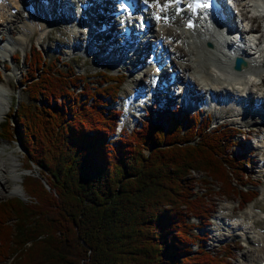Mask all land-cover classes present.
I'll return each mask as SVG.
<instances>
[{
  "label": "trees",
  "instance_id": "1",
  "mask_svg": "<svg viewBox=\"0 0 264 264\" xmlns=\"http://www.w3.org/2000/svg\"><path fill=\"white\" fill-rule=\"evenodd\" d=\"M31 52L28 76L34 71L21 80L28 100L8 112L19 130L8 116L0 123V138L22 144L29 170L25 199H0V264H227L229 254L205 249L194 230L214 194L240 206L257 196L241 180L248 159L232 151L234 130L184 113L117 131L109 103L121 75H82ZM199 181L211 188L194 190Z\"/></svg>",
  "mask_w": 264,
  "mask_h": 264
},
{
  "label": "rangeland",
  "instance_id": "2",
  "mask_svg": "<svg viewBox=\"0 0 264 264\" xmlns=\"http://www.w3.org/2000/svg\"><path fill=\"white\" fill-rule=\"evenodd\" d=\"M6 1L7 0H5V3H7ZM240 3H245V2L240 1ZM8 4L10 5L11 2H9ZM11 6H12L11 13L15 14L16 17L12 23L13 33L12 31L8 33L7 42H11L13 44L14 55L15 54L19 55L18 60L13 57L14 55L11 54L12 52L5 53L6 49H4V45L7 44V42L5 41V37H7L6 31L4 32L3 38L0 39V84L4 88V93L7 99L6 101L8 102V109L10 106L14 105L15 102H21V101L28 100L29 92L27 91V88H25L23 83L21 82V78L26 73H28L27 62H25L24 54L29 53V52L32 53L31 51H33L34 48L43 52V55L46 57L47 62L48 61L51 62V66H53V64H57V67H58L59 65L66 64V66L61 67V69L63 70L67 69V67H71V68L76 67L77 72L79 71V73H81L82 75L87 74L91 76H93V73L97 71H107L112 74L122 73V72L116 71L115 67L113 68L111 64H109V62L103 60L104 56H106L104 52L102 53V55L100 54V52L90 53L91 50L94 51L96 50V48L93 49L90 47V45H87L85 46L86 49L84 50L85 52L84 53L83 50L80 49L78 46H73L71 42L76 41V40H73L76 38L75 37L76 34L75 33L71 34L70 32L72 30L77 32V28L74 27L76 24L68 25V24L61 22L58 19L55 20L54 15L53 17H51V20H54L52 24H56L58 27H60L59 29H51V30L49 29L43 32L38 27V29L33 30L35 34H33L34 36L32 35L33 37L31 36L32 39L30 37L27 41V44L24 43L21 40L19 34L26 33V32L22 29L21 22L19 21V18H17V16H20L22 12L17 14V11L20 8L12 4ZM12 9H15V12H12L13 11ZM249 11H250L249 13L252 14L256 10L253 8H250ZM4 22L5 21H3V23ZM48 25L50 26L51 24H48ZM2 26L3 24L0 23V29L3 32ZM76 27H79V25H76ZM253 27L255 28L258 36H260V34H262V29L264 28V21L262 20L255 21L253 23ZM78 30H81V29H78ZM157 33L158 32H155V34ZM9 34H11V38L9 37ZM0 35H1V32H0ZM263 35H264V32H263ZM85 39L83 41H85ZM24 44L26 45L24 46ZM182 46H179L177 48L178 50L180 49L181 52H182ZM262 46L264 47V38L262 41ZM97 50L100 51V48L98 47ZM105 58L107 59V57ZM184 58L182 61H186V58H188V56ZM33 71L34 70H32V72ZM132 72H133L132 75H134L135 73L134 70ZM123 74H124L123 76L124 82L123 84L120 85L118 97L116 98L115 101L113 102L110 101L111 102L110 106L121 110V115L119 117L117 130L121 129L122 127H127L128 130H131L134 125H136L137 123L141 121H144L150 124L163 123L165 118L169 114H173V113L178 114L182 112H185V113L189 112L188 114H192V115L194 114V113H191V109L185 104V102L176 103V101L168 102L167 100L166 101L168 104H164L162 102L155 103V102H151V100H148L146 104L144 105V109L147 112V117L144 115L139 116L137 112L138 110H133V113H131V115L127 114L125 109L121 107L123 103V99L129 95V93L133 89L132 87H134L136 84L137 86L135 87H138L141 85L139 81L133 80L131 77H129V74L127 75V72ZM194 75L200 77L202 74L199 71H196ZM261 76L256 77L255 80L259 82L260 79H262V82H263L262 85L264 86V78H263L264 75H261ZM145 77H147V75ZM93 82H95V78H90L89 85H95V83ZM249 84L247 85V87L249 86ZM197 85L195 86L197 93H200L201 96L206 98L205 87L201 88L200 85L198 86ZM252 93H253L252 96L254 98L251 100V102L247 106L241 105V101H237L235 103L236 105L230 106L229 105L230 103L227 100H224V102H221V103L217 102V100L219 99H216L215 100L216 102L210 101L211 104L209 105L207 103L199 104L202 107V110L199 111L202 123L204 124L206 122H210V128L216 127L219 124L227 125L230 128H232V130L242 128L243 134L240 133L239 135H236V131H233L235 138H236V143L239 146L238 147L233 146L232 151L234 154L244 153L246 155V158L248 159V163L243 165L242 167V174L244 176L242 177L241 180H245V179L249 180L248 183H252L255 187V191H257L258 193L257 197L254 198V200L251 202L255 204V206L250 210V213L253 215V217H251L249 214L247 216L245 215L247 205L240 207L239 206L240 202H238L237 199L233 197H224L219 194H214L210 200L211 203L214 205V209L211 215L209 216L210 218H208V220H206L201 225L203 230H199V229L194 230L202 234L203 232L206 231L205 236L203 237L204 240L201 241V243L204 244L205 249L209 251H221L222 250L223 252L229 254L230 258L228 259L227 264H255V263L259 264V262L261 261L260 260L261 258L258 259V257H253V258H256L255 262L253 263V262H250L251 258L244 259L242 256V253H244L245 250H247L248 248H251L254 250V248H256L257 246L256 244L258 243V241L256 242L254 238H252L253 237L252 235H255L257 234V232H261L262 230H264V211L261 210L262 208H264V194L262 193V189L264 188V155L263 157H261L262 153H264V147L263 149H261V147H258L260 145V142L263 143V141H260V142L257 141L261 139L262 137H264V131L261 133H257L256 126L261 125L260 122L254 123L251 119L247 120V116L246 115L244 116V114H242L244 108L246 109V108L251 107L250 108L251 110H254L255 108L252 105H254L255 103L256 96L254 92ZM257 93H260V92H257ZM175 95L174 97L176 98L177 96ZM258 100H262V102L264 103V91L261 97L259 96ZM177 101H179V99H177ZM176 105L177 107H175ZM162 106H164V108H162ZM228 107H234L236 111L226 112V109ZM238 111L240 112L239 115H237L236 113ZM256 115L258 116L259 121L261 122L263 121V127H264V119L261 120L259 118V116H264V114L257 112ZM7 116L9 118L11 126L15 128V130H19L15 115L12 113H9ZM3 120H4V117L0 118V123H2ZM263 127H262V130H263ZM14 137H16L17 139L19 138L17 132L14 134ZM0 146H3L1 149H4V152H2V154H5V155L3 156L6 157L10 155L12 159H14L13 162L16 164L14 172L12 171V168H9L7 172L5 173L6 177L8 178V184L6 186L2 184L0 185V199L7 198V197H13V196H18V197L25 199L24 197L25 194L21 186L22 178L26 174L29 173V170L25 169L26 164H27V160L25 156V149L18 140L10 141V140H3L0 138ZM33 170L36 171V174H37V171L39 169L35 165H33ZM17 172L21 173V177L18 179L17 178L12 179L11 174L17 173ZM194 176L197 179L203 178L202 175L198 173H195ZM204 185L205 184L203 182L199 181L196 183L194 190L203 191ZM46 186L48 187L47 184ZM205 186L211 188L210 184H207ZM217 190H218V187L216 186L214 187L213 192H216ZM221 214L225 215L224 217H226L227 219L226 220L218 219V218H221L220 217ZM254 217L260 218L261 221H260L259 226L258 225H254L255 227L251 226L252 220L254 219ZM190 220L195 221V218H192ZM237 221L246 223V227L244 228L243 231L249 237L246 238V236L241 235L240 234L241 231L239 232L236 229H233L232 231V229L228 228V226H225L223 223V222L225 223L229 222V224L231 225ZM217 222L223 227H226L228 230H224V228L220 227L219 224H217ZM218 226L223 230V234L225 235L221 233L222 231L220 230ZM217 227H218V230L216 229ZM231 231L232 233H230ZM229 234H232V235L227 237L226 235H229ZM197 247L198 245L196 244L194 245L193 249L196 251Z\"/></svg>",
  "mask_w": 264,
  "mask_h": 264
},
{
  "label": "bare ground",
  "instance_id": "3",
  "mask_svg": "<svg viewBox=\"0 0 264 264\" xmlns=\"http://www.w3.org/2000/svg\"><path fill=\"white\" fill-rule=\"evenodd\" d=\"M20 1H22V0H20ZM29 1H31V0H25L24 2H20L21 7L17 11V14L22 12L20 14V16H17V18H19V21L21 22L22 29L26 32V33L19 34V36H20L21 40L26 44H27L28 39L33 34H35L33 30L38 29V27L43 32H45L49 29L51 30V29H59L60 28L56 24H52V22L54 20H48L45 17L48 14L46 11H48L49 13H51L53 15L55 14V10L52 9L49 5H47L45 8L37 7L34 15H29V14L25 13L23 10V5ZM155 1L162 2L164 0H162V1L155 0ZM36 3L40 4L39 2H37V0H36ZM85 3H87V5H90L92 2L89 0H69L68 3H61L59 6H55V0H52L51 6H54L56 10L61 11V14H59V16L54 15L55 16L54 18H55V20L58 19L61 22L68 24V25H72V24L73 25L74 24L79 25V27H76V25L74 26L75 28H77V32H75L73 30L70 32L71 34L72 33L76 34V36H75L76 38L73 39L76 41L74 42L72 40L73 41V42H71L72 45L78 46L83 51L86 49L85 46L90 45L91 48H93V49L96 48V50H94L95 52H100L101 55L104 52V54L106 56H104L103 60L110 63V59L113 58V56L111 54H113L116 58L120 56V53L118 52L117 45L113 42V40H108L109 43L107 44L105 39L98 38L100 34H99L97 29H95L96 37L94 39H90V36H88L89 33H87V35L85 36L86 27L81 26L80 25L81 22L76 19V14H80V12L83 11L82 7L79 6V4H85ZM98 3H102L103 5H106V6L109 5L108 0H99ZM12 5L17 6L18 5L17 1L15 3V1L13 0ZM71 5H73V8L76 9L74 12L73 18H72V14H71V7H72ZM259 5L260 4L257 3V6H259ZM11 8H12V6L9 4L6 5L3 2L0 3V23L3 24V26H2L3 32L0 29V32H1L0 39L3 38L4 32L6 31L7 32L6 33L7 37H5L6 42L8 40V33L10 31H12V33H13L12 23L16 17L14 14H12L10 12ZM238 11H239L240 15L245 16V14L249 10L243 6V7H241V9H238ZM64 15H66V19L69 21H66L63 18ZM248 15H250V20L252 22L260 21V20L264 21V14H261L258 16L252 15V14H248ZM98 17L102 18L103 15H101V16L98 15ZM3 21H5V22L3 23ZM184 22L185 21L182 20L181 14H179V15L172 14L168 22H158V23H156V25L152 26L151 31H150L151 36L156 35L157 38L162 37L165 40L167 39L168 36H172L174 38V40H173L174 42L179 41L181 43V44H178V46H176V48L173 47V41L170 43L167 42V45H168L169 50L171 51V54L173 55V62H172L173 66L181 72V74H179V81H181L182 86H184V88H182L180 93L184 92L185 97L184 98H178V97L174 98L173 95L170 93L167 98H162V100H161V97H159L158 101L162 102L164 104H168L167 101L168 102L176 101V103H179L181 100L183 102H185L186 105L190 104L192 102H194L195 104H206V102L204 101L205 100L204 97L201 96L200 93H197V90L195 87L197 84L200 85L201 88L205 87V95L206 94L211 95L215 100L216 99L220 100L222 98L227 97V98L231 99L233 102H237V101L241 100L242 101L241 105L247 106L251 102V100L254 98L252 96V94H253L252 92H254V94L256 96L255 99L258 100L259 96L261 97V95L263 94L264 86L262 85L263 84L262 79H260V81L258 82L255 80V78L260 77L261 75H264V47L261 48L259 51V54H261L260 56H258V57L252 56L247 61L246 66L242 67V69L239 71H235L231 68V62L233 61L234 57L232 55H228L227 49H225L218 42H216L215 38H212L213 34L211 31L210 32L207 31V32L203 33V32H201L200 29L190 30V29L185 28ZM48 24H51V25L49 26ZM78 29H81V30H78ZM261 29H260V31H261ZM82 30L84 31V33ZM251 30H252L253 34L258 36L254 27H252ZM111 32L112 33L115 32L114 28H111ZM155 32H158L157 33L158 35L155 34ZM263 32H264V28L262 29V34H260V36H258L261 42L263 41V38H264ZM174 35H176L177 37ZM9 37L11 38V34H9ZM32 37H31V39H32ZM191 37L193 38L192 42L190 41ZM107 38H109V37H107ZM84 39H85V41H83ZM30 42H31V40H30ZM206 42H210L211 47L205 46ZM8 44H9V46H8ZM26 44H24V46ZM261 45H262V43H261ZM179 46H182V52L180 51V49L179 50L177 49ZM98 47L100 48V51L97 50ZM4 49H6L5 53L11 52L12 50H13L12 52H14L13 44L11 42H7V44L4 45ZM105 49H108V50H105ZM35 50H37V49H35ZM228 53H230V52H228ZM187 56H188V58H186V61H182L183 58L187 57ZM105 57H107V59ZM130 63H131L130 59L128 62L126 60V64H121L122 65L121 68H124V69L130 68L132 66ZM132 69H134V68H132ZM151 69L152 68H146L145 69V76L147 75V77L144 76L143 78L142 77L136 78L132 75L133 74L132 72L129 73L130 77L133 80L139 81L140 85H141V86L135 87V86H137V84H136L134 87H132L133 89L129 93V96L133 95L134 91L138 92V94L135 98V101H136L135 103H137L136 105L138 107H140L141 110H143V111H144L143 103L140 102V97L147 95V94H145V91L146 90L148 91V85L150 84L149 78L152 75ZM130 71H132V70H130ZM196 71H199L202 75L200 77L194 75ZM216 71H219L220 73L218 74ZM248 84H249V86L247 87ZM252 89H254V90H252ZM246 90H248V91H246ZM244 91L247 93L246 98L243 96ZM257 92H260V93H257ZM177 99H179V101H177ZM6 100L7 99H6V96L4 93V88L0 84V118L4 117L8 112V102ZM256 100H255L254 105H252L253 107H255L254 110H251L250 109L251 107L248 106L249 108L243 109V113L242 112L241 113L244 114V116L245 115L247 116V120L251 119L254 123L260 122L261 125L256 126V128H257L256 132L261 133L264 131L263 121L262 122L259 121L258 116L256 114H257V112L264 114V103L262 102V100L261 101H259V100L256 101ZM229 103H230L229 104L230 106L236 105L235 103H231V102H229ZM175 107H177V105ZM162 108H164V106H162ZM230 111L235 112L236 110L234 107H228L226 109V112H230ZM140 113H138V114H140ZM182 113H185V112H182ZM182 113H178V114H182ZM236 113H237V115L240 114L239 111ZM173 114H175V113H173ZM171 115L172 114H169L165 118L163 123H165L170 118ZM259 118L262 120V119H264V116H259ZM262 127H263V130H262ZM250 132H251V130H250ZM257 141L258 142L263 141V143L260 142V145L258 146V147H261V149H263L264 137H262L261 139H259ZM2 147L3 146H0V185L2 184L4 186H6L8 184V178L6 177L5 173L7 172V170L9 168H12V171L14 172L16 164L13 162L14 159H12V157L10 155H8L6 157L3 156L5 154H2V152H4V149H1ZM240 147H241V145H240ZM263 155H264V153H262L261 157H263ZM11 177H12V179H16V178L18 179L21 177V173H18V172L12 173ZM262 193L264 194V188L262 189ZM254 206H255V204L251 203V202L247 204V209L245 211L246 216L249 214L251 217H253V215L250 213V210ZM261 210L264 211V208H262ZM224 216L225 215L221 214V216H220L221 218H218V219L226 220L227 218ZM260 221H261L260 218L254 217V219L252 220L251 226H254V225L259 226ZM223 223L225 226H228V228L232 229V231H233V229H236L239 232L241 231V233H240L241 235L246 236V238L249 237L243 231L244 228L246 227V223H243L240 221L234 222V224H231V225L229 224V222H227V223L223 222ZM217 224H219V223L217 222ZM219 226L224 228V230H228L226 227H223L220 224H219ZM218 227L216 228L217 230H218ZM220 230L222 232L221 231H219V232H221L223 234V230L221 228H220ZM232 231L230 233H232ZM205 232H204V234H205ZM223 235H225V234H223ZM231 235L232 234H229L226 236L228 237ZM252 236H253L252 238H254V240L256 242L258 241V243L256 244L257 246H256V248H254V250L251 248H248L247 250L244 251V253H242V256L244 259L251 258L250 262H253V263L255 262V259H256L253 257H258V259L261 258L260 259L261 261L259 262V264H264V230H262L261 232H257V234L252 235Z\"/></svg>",
  "mask_w": 264,
  "mask_h": 264
},
{
  "label": "water",
  "instance_id": "4",
  "mask_svg": "<svg viewBox=\"0 0 264 264\" xmlns=\"http://www.w3.org/2000/svg\"><path fill=\"white\" fill-rule=\"evenodd\" d=\"M241 65H244L243 61L240 58L237 57L235 59V65H234L235 70H240L241 69Z\"/></svg>",
  "mask_w": 264,
  "mask_h": 264
},
{
  "label": "snow or ice",
  "instance_id": "5",
  "mask_svg": "<svg viewBox=\"0 0 264 264\" xmlns=\"http://www.w3.org/2000/svg\"><path fill=\"white\" fill-rule=\"evenodd\" d=\"M189 27H191V24H189Z\"/></svg>",
  "mask_w": 264,
  "mask_h": 264
}]
</instances>
